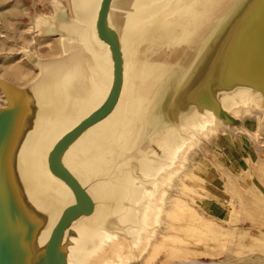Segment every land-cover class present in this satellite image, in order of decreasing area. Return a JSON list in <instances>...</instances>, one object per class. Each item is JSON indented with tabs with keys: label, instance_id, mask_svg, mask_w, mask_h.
Here are the masks:
<instances>
[{
	"label": "crops",
	"instance_id": "crops-1",
	"mask_svg": "<svg viewBox=\"0 0 264 264\" xmlns=\"http://www.w3.org/2000/svg\"><path fill=\"white\" fill-rule=\"evenodd\" d=\"M224 3L52 0L50 16L57 4L64 9L66 52L29 62L36 75L23 87L6 79L1 83L2 109L21 123L8 149L13 156L2 196L10 231L0 241V264H77L70 257L72 241L101 230L106 217L116 231L128 229L138 183L145 182L144 166L156 160L175 127L195 117L191 100L212 65ZM127 11L145 14L126 18ZM118 24L138 27L124 32ZM100 36L118 51L121 71L120 40H128V55H140L127 83L124 111L98 138L87 135L89 128L56 143L65 131L96 123L111 106L118 61ZM101 71L104 84L95 75ZM50 140L42 175L38 150ZM51 174L73 179L82 193L59 182L54 187Z\"/></svg>",
	"mask_w": 264,
	"mask_h": 264
},
{
	"label": "rangeland",
	"instance_id": "rangeland-1",
	"mask_svg": "<svg viewBox=\"0 0 264 264\" xmlns=\"http://www.w3.org/2000/svg\"><path fill=\"white\" fill-rule=\"evenodd\" d=\"M51 2L0 0V39L5 40L0 43L3 45L0 80L10 78L11 66L15 63L27 70L31 60L25 52L34 59L57 54L49 44L55 43L48 41L55 36L37 33L38 25L52 17ZM31 36L35 43L27 40ZM40 37L47 40H38ZM59 40L57 47L61 49ZM1 102L0 98V105ZM255 114L257 111L241 114L240 118L243 124L249 125L259 117L261 127L257 135L249 128L246 130L250 135L242 133L237 139L232 132L219 134V143L202 153L204 161L194 162L182 185L167 200L163 223L187 220L188 229L179 230L185 238L172 237L171 229L167 226L166 234L162 226L156 240L159 245L160 240L166 247L180 249L170 254L162 246L155 247L145 261L137 264H175V259L183 256L184 248L195 249L198 255L194 258L201 264H264V111ZM197 215L199 231L194 232Z\"/></svg>",
	"mask_w": 264,
	"mask_h": 264
},
{
	"label": "bare ground",
	"instance_id": "bare-ground-1",
	"mask_svg": "<svg viewBox=\"0 0 264 264\" xmlns=\"http://www.w3.org/2000/svg\"><path fill=\"white\" fill-rule=\"evenodd\" d=\"M144 13L136 12H124L126 18L142 16ZM4 17V16H2ZM118 29L126 31H134L138 25H117ZM37 33L41 36L46 34H53L54 36H60L64 34V22L59 20L52 22L51 20L44 21L40 24V29ZM26 39V38H25ZM38 40H47V38H37ZM58 37H52L48 41H53L55 44H51L55 51L58 53L66 52V48L63 44V40H59ZM30 42L35 43L34 36L27 39ZM58 40L62 42L61 49L57 47ZM5 40L0 39V43ZM127 39L120 40V46L123 54V68H122V98L114 111V114L106 120L104 123L91 128L87 135L91 138H98L101 134L106 133L113 121L121 117L125 105H126V88L131 70L134 63L140 58V55H134V52H130L132 55H128ZM3 45H0L2 47ZM130 47L132 44L130 43ZM20 59L23 60L21 57ZM27 70L29 72H27ZM27 70L18 63L11 66L10 79L6 80L18 85L25 86L30 83L36 72L31 66H27ZM96 78L101 83H106L107 78L101 71L95 74ZM0 98L2 99L1 105L4 102L3 93L0 92ZM222 108L229 115L236 119H240L241 114H252L257 111L258 115L264 111V104L260 102L254 92H242L234 96L223 99ZM187 117L183 115L182 119ZM181 119V120H182ZM256 120L252 124H243L241 129L237 131L233 126L224 125L218 117L212 113H206L203 115L195 116L190 119L187 124L180 123L178 127L174 129L177 133L174 134L168 141L164 142L162 151L156 154V160L152 164L144 166L142 174L145 182L138 183L140 190L133 200V214L131 216V225L127 226V230L116 231L110 224L108 217H106L105 225L99 231H86L85 240H73L72 247L69 249L70 257L77 264H137L146 260L149 253L155 247H161L165 249L167 253L174 254V250L180 249V247L172 248L162 245L159 240L158 244L156 238L160 236V229L164 227L167 232L168 227L171 229L170 233H173L172 237H184L179 230L188 229V221L182 222L167 221L163 223V215L166 213L167 200L170 198L172 192L176 188L182 185V181L186 174L193 169L194 162H203L202 153L210 151V146L216 145L218 142L219 134H225L226 132H232L233 138H239L242 133L250 135V132L246 130L249 128L252 130V134H258L260 130V118L256 117ZM20 119L16 118L14 114H2L0 116V241H4L9 236L10 228L6 224L5 220V206L2 196V192L5 188V180L8 177V163L12 158L13 153L8 151L9 144H11L14 138L15 132L19 130ZM173 128V126H172ZM167 130V129H166ZM165 132V131H164ZM164 132L159 134L156 140L164 136ZM53 143V140L42 144L38 150V166L43 174L46 155ZM219 143V142H218ZM212 151L214 148H211ZM208 160V159H207ZM211 161L209 160V163ZM46 179V178H45ZM192 179V177H190ZM51 185L54 187H60V184L56 180L48 178ZM73 180V179H72ZM48 182V181H47ZM187 195V194H186ZM128 197H126L125 202ZM198 217H194L195 231L198 232ZM169 223L170 225H167ZM163 226V227H162ZM168 226V227H167ZM167 228V229H166ZM208 229V228H205ZM168 234V232L166 233ZM184 234V233H182ZM170 235V234H169ZM185 236H188L187 234ZM198 234L196 235V237ZM185 238V237H184ZM172 249V250H171ZM185 252L183 256H178L175 259V264H201L199 260L194 258L198 255L195 249L184 248Z\"/></svg>",
	"mask_w": 264,
	"mask_h": 264
},
{
	"label": "water",
	"instance_id": "water-1",
	"mask_svg": "<svg viewBox=\"0 0 264 264\" xmlns=\"http://www.w3.org/2000/svg\"><path fill=\"white\" fill-rule=\"evenodd\" d=\"M63 11V7L57 4L54 17L45 21L57 22L62 20ZM218 34V44L212 65L193 95L191 105L194 107L197 116L212 113L224 125L233 126L239 131L242 126L241 120L224 111L221 102L224 98L242 92H254L260 102L264 104V0H225ZM48 35L54 36L53 34L43 36ZM64 35L65 33L61 38ZM100 38L114 51L118 61L111 106L96 123L74 130L69 129L59 135L56 143L71 133L85 131L104 123L114 114L121 101L120 56L108 41L106 42L101 36ZM25 54L31 60H29L30 62L33 63L36 60L30 57L27 52ZM2 82L3 80H0V90ZM0 110H2L0 116L6 114V109ZM50 176L57 182L82 193L70 178L52 174ZM74 215L72 214L60 223L56 231L50 236V241L58 235L66 221L73 219Z\"/></svg>",
	"mask_w": 264,
	"mask_h": 264
}]
</instances>
